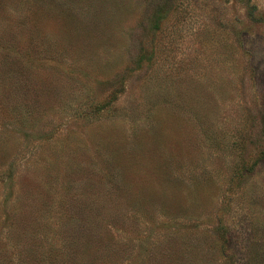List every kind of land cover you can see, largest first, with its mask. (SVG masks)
<instances>
[{
    "label": "rangeland",
    "instance_id": "1",
    "mask_svg": "<svg viewBox=\"0 0 264 264\" xmlns=\"http://www.w3.org/2000/svg\"><path fill=\"white\" fill-rule=\"evenodd\" d=\"M0 264H264V0H0Z\"/></svg>",
    "mask_w": 264,
    "mask_h": 264
}]
</instances>
